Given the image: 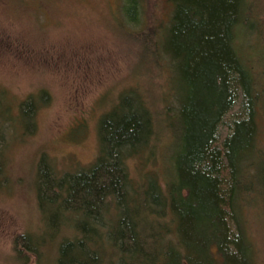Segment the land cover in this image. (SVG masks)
<instances>
[{
    "label": "trees",
    "instance_id": "trees-1",
    "mask_svg": "<svg viewBox=\"0 0 264 264\" xmlns=\"http://www.w3.org/2000/svg\"><path fill=\"white\" fill-rule=\"evenodd\" d=\"M122 1L125 27L142 38L145 0ZM168 1L172 11L155 44L176 83L162 96L166 105L156 109L128 90L99 120L92 164L62 175L39 164L36 195L52 236H19L29 252L55 244L56 264H260L246 211L258 204L264 211V34L255 31L249 0ZM255 32L259 48L251 53L255 44L246 41ZM48 99L43 90L17 104L21 132L32 130ZM164 118L173 120L166 126L175 153L163 160L164 145L159 167L133 177L128 161L147 165L161 132L170 138ZM5 119L3 111L0 145ZM65 230L72 234L58 237Z\"/></svg>",
    "mask_w": 264,
    "mask_h": 264
},
{
    "label": "rangeland",
    "instance_id": "rangeland-1",
    "mask_svg": "<svg viewBox=\"0 0 264 264\" xmlns=\"http://www.w3.org/2000/svg\"><path fill=\"white\" fill-rule=\"evenodd\" d=\"M122 3L0 0V114L4 111L6 118L5 140L0 145V264H56L55 244L48 243L34 254L18 240L22 234L52 236L50 231L44 232L47 228L36 195L39 164L50 162L59 175L88 167L98 155L99 120L118 98L136 90L137 98L159 109L166 105L162 96L167 88L176 85L170 70L159 65L156 56V38L169 20L172 3L145 0L142 38L125 27ZM249 5L258 20L255 31L259 27L264 34V0H249ZM256 32L246 41V45L255 44L247 49L251 53L259 48ZM145 40L151 44L149 48H145ZM43 90L49 99L39 105L34 124L29 125L32 130L21 132L14 115L17 104ZM234 115L231 111L225 121L230 122ZM164 122L170 138L161 132L156 157L147 165L145 159L141 160L144 165L139 160L128 161L133 177L141 176L140 169L159 167L164 145L163 160L175 153L177 139L166 126L173 120L164 118ZM260 137L264 149V119ZM246 219L249 241L257 250L259 263L264 264L261 205H249ZM71 234L65 230L58 237Z\"/></svg>",
    "mask_w": 264,
    "mask_h": 264
}]
</instances>
